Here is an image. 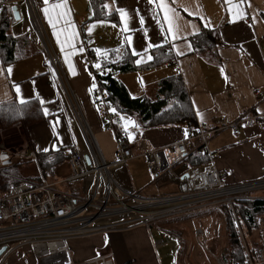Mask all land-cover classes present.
<instances>
[{
	"label": "crops",
	"instance_id": "0c3cea01",
	"mask_svg": "<svg viewBox=\"0 0 264 264\" xmlns=\"http://www.w3.org/2000/svg\"><path fill=\"white\" fill-rule=\"evenodd\" d=\"M159 3L160 0H36L37 14L57 66L51 62L45 46L35 44L29 37L18 49L14 62L4 64L0 56V104L20 103L18 87L25 101L20 104L36 102L44 115L43 121L29 127L28 137L34 149H30L27 139L26 149L34 152L38 161L52 158L60 151L69 156L72 147L86 151L82 120L108 162L116 158L118 133L126 135L138 155L142 143L149 149H158L193 134L185 124L143 128L138 117L116 111L114 129H108L93 102L96 72L108 69L106 63L121 61L125 48L137 57L138 65H144L151 62L154 49L169 45L174 55L169 64L150 71L117 74L115 78L126 86L131 97L153 99L163 79L180 75L197 118V131L217 129L222 121L253 119V126L242 125L238 135L233 129L212 135L209 146L226 183L264 179V96L254 94L255 89L264 94V46L260 43L264 33V0H164L173 10L172 34ZM118 10L125 12L123 19ZM27 19L25 4H21L20 20L12 22L15 37L28 35ZM204 29L216 33L217 48L213 53L200 55L194 52L191 39ZM128 121L134 123L127 124ZM189 151V158L203 155L201 140L195 139ZM65 168H69L68 161L57 172ZM189 169L185 162L174 169V174L184 176ZM114 176L123 186L147 196L179 193L178 182L167 177L155 179L141 156L115 169ZM67 186V191H60L78 199L85 197L82 180ZM257 195L264 197V192ZM158 224L74 240L78 248L71 253L70 246L71 258L81 263L112 253L113 264H162L159 251L168 244L176 249L178 257V245L181 244V250L183 240L182 234L168 232ZM154 227L158 229L155 232ZM208 230L203 229L206 239ZM164 237L168 243L156 249L155 243ZM25 262L35 264L29 254L25 255ZM13 264L20 263L14 260ZM175 264H180L179 258Z\"/></svg>",
	"mask_w": 264,
	"mask_h": 264
},
{
	"label": "built area",
	"instance_id": "2783aa9c",
	"mask_svg": "<svg viewBox=\"0 0 264 264\" xmlns=\"http://www.w3.org/2000/svg\"><path fill=\"white\" fill-rule=\"evenodd\" d=\"M21 4H25L29 17L25 21L29 39L36 44L42 43L51 62L57 66V58L44 37L36 0H0V9L6 7L12 11L17 7L20 14ZM12 13L13 20L17 21ZM260 43L264 46V33ZM96 75L93 102L103 115L105 127L114 129L117 113L112 109L105 89L111 84L108 79L110 70H99ZM254 94L264 96L260 89H255ZM77 109L75 107L79 115ZM253 124V119L231 123L222 121L217 129H199L166 147L149 149L142 143L139 147L140 155L126 135L118 133L116 158L108 162L87 123L82 120L87 149L83 152L74 147L69 149L68 164L72 173L66 182L82 180L85 197L78 199L56 189L43 175L40 181L23 180L11 188L0 198V264H13L14 260L27 264L26 254L34 258L35 264H113L112 253L75 263L70 255V243L136 227L150 228L166 220L223 207L230 214L243 243L245 264H264V231L260 236L262 248L258 258H255L246 243L236 211V205L241 201L264 200V197L257 195L264 192V179L248 183H226L216 166V155L209 146L212 135L219 131L233 129L234 134L238 135L242 125L250 127ZM195 139L201 140L207 163L190 168L184 176L175 175L174 169L186 162L190 155L189 147ZM13 156L37 160L35 153H30L28 149ZM138 156L146 160L155 179L167 177L178 182L179 193L147 196L134 188L123 186L115 178L114 170L125 167ZM195 235L198 241H206L202 228L196 229ZM167 239L164 237L157 241L155 248L164 247L168 243Z\"/></svg>",
	"mask_w": 264,
	"mask_h": 264
},
{
	"label": "trees",
	"instance_id": "16d2710c",
	"mask_svg": "<svg viewBox=\"0 0 264 264\" xmlns=\"http://www.w3.org/2000/svg\"><path fill=\"white\" fill-rule=\"evenodd\" d=\"M13 13L9 8L0 9V56L4 64L18 59V49L28 42V35L19 38L12 33ZM217 36L213 30L204 29L199 35L193 37L194 52L203 54L214 52L217 48ZM124 57L115 64L106 63L110 70L108 79L110 86L105 87L109 95V103L117 113L134 115L139 118L143 128L169 127L185 124L190 132L195 133L198 122L193 110L188 91L180 75L163 79L157 86L155 97H131L126 86L115 78L117 74H130L138 71H150L169 64L174 59L172 48L167 45L152 51V60L148 64L138 65L137 57L133 56L127 48ZM112 56V54H111ZM106 59H104L105 61ZM107 61V60H106ZM44 120L41 106L36 102L20 104L10 101L0 104V129L6 130L20 126L26 134L30 149H34L28 137L30 126ZM46 155H44L45 157ZM43 157V158H44ZM65 151H60L52 158L39 160V167L44 178H47L45 168L55 174L58 168L68 161ZM186 162L190 168L202 166L207 163L203 155L188 157ZM12 175L0 176V195L5 196L11 188L19 184L20 178ZM236 211L241 227L245 234L246 243L255 258H258L262 248L261 233L264 231V200L248 199L236 205ZM227 232L228 246L225 249V264H245V250L238 236L235 224L228 212ZM161 226H164L163 224ZM165 227V226H164ZM173 232V230H167Z\"/></svg>",
	"mask_w": 264,
	"mask_h": 264
},
{
	"label": "rangeland",
	"instance_id": "374dc122",
	"mask_svg": "<svg viewBox=\"0 0 264 264\" xmlns=\"http://www.w3.org/2000/svg\"><path fill=\"white\" fill-rule=\"evenodd\" d=\"M44 37L47 40L45 35ZM38 44L41 43L39 42ZM21 132H23V134ZM26 139V134L20 126L6 130L0 129V176L12 175L15 178H20L21 181H40L42 173L38 160L16 158L13 156L27 148L25 147L27 145ZM3 156H7L6 160L9 159L10 164H5L2 160ZM69 168H65L64 170L59 169L55 174L50 173L51 171L45 168L47 174V178L45 179L53 184L56 189L67 191V187H69L67 185L74 183L66 182L67 178L72 173L71 168ZM226 222V210L224 207L206 211L204 214L200 213L188 217L172 219L171 221L166 220L160 222V225L163 224L168 230H173L180 235L182 234L183 240L181 250H179L181 244L180 246L178 245V257L176 249L167 244L162 248L163 250H160L158 253L160 261L162 264H175L177 258H179L180 264H225L224 251L228 246ZM197 226L202 227L205 232L206 229H209V235L206 233L208 236L206 241L201 239L202 242H200L195 238V229ZM152 229L154 232L158 230L155 227ZM76 243L75 241L70 243L72 247L71 253L78 248L76 247Z\"/></svg>",
	"mask_w": 264,
	"mask_h": 264
},
{
	"label": "snow or ice",
	"instance_id": "6c2138e0",
	"mask_svg": "<svg viewBox=\"0 0 264 264\" xmlns=\"http://www.w3.org/2000/svg\"><path fill=\"white\" fill-rule=\"evenodd\" d=\"M55 7H61V5H56ZM105 7H107V5ZM159 7H160L161 11H163V13H164L165 23L168 24V32H169V34H172V32H173V21H172V19L170 17V13L173 10L171 8H169L166 3H164V0H160ZM44 11L47 14L48 9L45 8ZM118 11H120L121 18L123 19L125 17V15H126L125 12L123 10H118ZM49 23H52V21L50 20ZM130 40H131V38L129 37V41ZM149 47H151V45H149ZM96 51L99 52L100 50L97 49ZM133 54H135V53H133ZM150 58L151 57H149V59ZM96 67H99V64H97ZM70 70H71V68H70ZM8 71L11 72V69L9 68ZM16 92H17V97L19 99V102L20 103H24L25 101H24L23 97L20 96L19 88L18 87L16 88ZM39 102L41 103V105L44 104V101L43 100H40ZM44 111H45V114H47V109H45ZM133 123L134 122H131V121H128L127 122V124H133ZM127 124H126V127H127Z\"/></svg>",
	"mask_w": 264,
	"mask_h": 264
},
{
	"label": "water",
	"instance_id": "95a60500",
	"mask_svg": "<svg viewBox=\"0 0 264 264\" xmlns=\"http://www.w3.org/2000/svg\"><path fill=\"white\" fill-rule=\"evenodd\" d=\"M12 11L14 12V17L17 21L20 20V14H19V11H18V8L17 7H14L12 9ZM7 156H3L2 160L5 162V164H10V160H6Z\"/></svg>",
	"mask_w": 264,
	"mask_h": 264
}]
</instances>
